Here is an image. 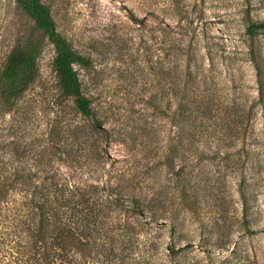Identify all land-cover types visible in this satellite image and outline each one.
I'll return each mask as SVG.
<instances>
[{"label":"rangeland","instance_id":"rangeland-1","mask_svg":"<svg viewBox=\"0 0 264 264\" xmlns=\"http://www.w3.org/2000/svg\"><path fill=\"white\" fill-rule=\"evenodd\" d=\"M41 1L57 31L89 62L76 63L74 69L96 116L114 133L108 152L118 159L116 165L126 176L141 170L136 191L151 195L163 189L168 212L177 216L172 227L167 219L160 227L140 225L145 237L158 242L157 249L146 243L142 250L153 256L148 264H264V108H253L247 135L235 138L231 151L248 150L235 155L239 163L232 166L222 154L212 157L207 151L202 162L213 177L202 182L210 187L182 195L183 178L201 165H195L192 152L174 159V169L164 163L166 145L179 133L174 92L180 58L187 53L191 65L205 74L206 83L198 87L207 88L206 99L221 113L256 99L251 58L257 56L264 65V30L250 35L247 27L264 20V0ZM28 40L38 46L37 76L15 113L5 112L0 102V139L21 134L26 141L46 138L53 119L80 120L71 98L60 96L53 45L16 0H0V71L12 49ZM144 144L154 148L144 152ZM186 162L190 164L178 176L176 170ZM147 167L148 172L143 170ZM232 167H237L235 173ZM241 169L247 211L237 190ZM167 246L180 251L170 257Z\"/></svg>","mask_w":264,"mask_h":264},{"label":"trees","instance_id":"trees-1","mask_svg":"<svg viewBox=\"0 0 264 264\" xmlns=\"http://www.w3.org/2000/svg\"><path fill=\"white\" fill-rule=\"evenodd\" d=\"M16 2L53 45V69L60 96L71 98L73 109L82 121L69 122L58 117L49 123L46 138L26 141L21 134L0 139V264H148L154 261L152 254L142 250L146 243L157 249L158 242L145 237L140 225L164 226L163 219L168 220L170 227L176 224L177 216L168 212L166 191L160 189L151 195L148 191H136L139 186L135 180L141 170L126 176L116 165L118 159H113L108 152L114 133L103 127L91 100L81 91L74 64L86 66L88 60L73 50L57 31L49 8L41 0ZM262 30L264 20L247 27L250 35ZM38 52L37 44L28 40L8 54L0 71V102L5 112L14 109L15 113L19 100L34 82ZM192 58L188 53L184 60L180 58L173 111L179 133L176 140L172 138L166 145L165 152L169 153H165L164 162L174 169V159L182 160L188 150L197 159L195 165L201 163L194 175L183 178L182 195L187 189L210 187L202 182L213 177L209 174L212 170L202 162L208 158L207 151L213 152L212 157L222 154L221 158L232 166L239 163L235 155L248 150L241 147L231 151L235 138L247 135L253 108L256 105L264 108V65L257 56L251 58L256 69V99L247 107L239 108L237 104L232 108L235 111L222 113L206 99L207 88L198 87L199 82L206 83V78L202 68L191 65ZM149 145L144 144L142 151L154 148ZM188 163H180L182 167L176 170L178 176ZM143 170L148 172L149 168ZM232 170L235 173L237 167ZM243 172L242 169L239 172L237 190L247 211V183ZM192 180L194 184L190 183ZM225 198L230 197L223 195L222 199ZM166 249L170 257L180 251L173 246Z\"/></svg>","mask_w":264,"mask_h":264}]
</instances>
